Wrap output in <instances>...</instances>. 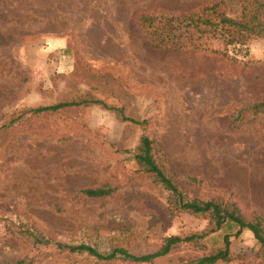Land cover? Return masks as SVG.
Returning <instances> with one entry per match:
<instances>
[{
  "label": "rangeland",
  "instance_id": "obj_1",
  "mask_svg": "<svg viewBox=\"0 0 264 264\" xmlns=\"http://www.w3.org/2000/svg\"><path fill=\"white\" fill-rule=\"evenodd\" d=\"M208 1L0 0V216L21 217L56 240L99 251L122 246L137 255L155 251L168 235L206 227L204 218L168 213L166 195L137 182L138 125L99 105L39 117L28 111L84 97L147 120L176 179L201 197L236 202L264 225V114L247 110L264 101V38L229 50L232 59L154 48L139 29L145 14ZM99 187L113 191L83 193ZM234 232L225 225L206 242L221 246ZM230 240L234 261L217 264L261 262L250 231ZM201 254L182 247L142 264ZM30 256V246L5 237L0 223V264ZM39 264L134 263L52 256Z\"/></svg>",
  "mask_w": 264,
  "mask_h": 264
},
{
  "label": "trees",
  "instance_id": "obj_2",
  "mask_svg": "<svg viewBox=\"0 0 264 264\" xmlns=\"http://www.w3.org/2000/svg\"><path fill=\"white\" fill-rule=\"evenodd\" d=\"M139 29L148 43L163 50L191 52L203 51L231 57L229 50L238 52L256 38H264V0H210L202 5L184 11H158L143 15ZM99 105L112 111L121 122H130L140 127L141 133L132 150L134 173L137 182L143 181L156 187L166 195V211L172 214L187 213L207 220L204 229L189 231L184 235L166 236L153 252L134 254L122 246L107 251L80 243L56 240L33 227L21 217L0 216L4 236L27 243L31 256L4 264H39L49 257L85 256L93 262L122 261L134 264L152 263L170 252L188 247L202 254L186 262L172 264H217L234 261L229 246L232 236H238L244 229L250 231L258 244L259 264H264V225L261 216H246L236 202L221 196L201 197L190 183L175 178L169 169L167 155L160 142L148 134V121L135 120L124 114L122 107L107 104L101 99L84 98L59 101L28 109L33 117L58 112L66 108ZM252 115L264 114V101L249 107ZM242 120L241 115L234 117ZM141 180V181H140ZM142 182V184H143ZM141 184V183H140ZM109 187L87 188L83 193L89 197H102L112 193ZM146 195V194H145ZM233 225V234L225 233L221 246L209 247V235Z\"/></svg>",
  "mask_w": 264,
  "mask_h": 264
}]
</instances>
